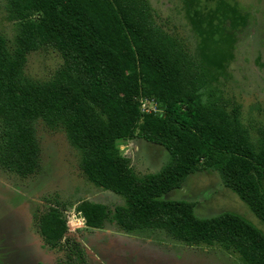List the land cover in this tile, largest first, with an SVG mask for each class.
<instances>
[{"label": "trees", "instance_id": "trees-1", "mask_svg": "<svg viewBox=\"0 0 264 264\" xmlns=\"http://www.w3.org/2000/svg\"><path fill=\"white\" fill-rule=\"evenodd\" d=\"M145 1L11 0L15 48L0 36V165L23 178L39 169L42 121L67 134L89 182L126 201L114 209L82 202L88 228L163 230L179 242L225 246L246 264H264V234L248 221L233 213L202 219L192 203L162 199L204 160L264 222V127L254 139L238 111L198 101V66L180 41L153 24ZM45 49L59 53L63 66L35 80L26 73L28 54ZM141 97L160 110L142 111ZM134 139L168 151L161 171L139 175L121 155L118 143ZM39 228L55 247L67 229L60 209L44 212ZM72 245L77 262H85L79 243Z\"/></svg>", "mask_w": 264, "mask_h": 264}, {"label": "rangeland", "instance_id": "rangeland-1", "mask_svg": "<svg viewBox=\"0 0 264 264\" xmlns=\"http://www.w3.org/2000/svg\"><path fill=\"white\" fill-rule=\"evenodd\" d=\"M11 0H0V36L15 48L17 23ZM154 25L180 41L198 66L202 90L198 101L217 103L228 113L238 111L241 124L257 139L264 127V0H146ZM63 66L53 50L28 54L26 73L45 81ZM144 112H157L153 100L141 97ZM39 169L23 178L0 165V253L13 264H246L232 249L177 241L163 230L127 233L116 224L96 230L86 226L78 208L84 201L111 209L125 205L123 197L89 182L81 168V153L67 134L36 124ZM139 175L153 174L169 161L168 151L144 140L118 143ZM191 175L180 190L162 197L194 205L197 217L209 219L233 213L264 234V222L244 200L227 188L220 174L205 168ZM59 208L66 233L55 247L42 236L39 217ZM79 243L85 262L79 263ZM25 253L28 257H25Z\"/></svg>", "mask_w": 264, "mask_h": 264}, {"label": "flooded vegetation", "instance_id": "flooded-vegetation-1", "mask_svg": "<svg viewBox=\"0 0 264 264\" xmlns=\"http://www.w3.org/2000/svg\"><path fill=\"white\" fill-rule=\"evenodd\" d=\"M25 257H28L27 253H25ZM18 262L19 263H17V264H21L20 263L21 261H18ZM0 264H13V263L10 260H9V262H6L5 258L0 253Z\"/></svg>", "mask_w": 264, "mask_h": 264}]
</instances>
